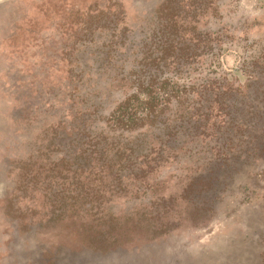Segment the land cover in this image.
I'll return each instance as SVG.
<instances>
[{
  "label": "rangeland",
  "instance_id": "1",
  "mask_svg": "<svg viewBox=\"0 0 264 264\" xmlns=\"http://www.w3.org/2000/svg\"><path fill=\"white\" fill-rule=\"evenodd\" d=\"M162 1L0 0V264H261L264 157L236 163L232 155L253 142L239 144L216 112L208 118L198 92L170 104L157 127L105 130L100 115L133 91L135 59ZM198 21L235 45L213 50L221 74L264 55V0H220ZM113 41L123 49L100 66ZM102 129L104 152L78 156L90 166L74 173L73 155ZM199 176L211 184L202 193L189 187ZM85 181L103 188L102 208L124 231L99 241L90 228L97 216L62 207L58 189L77 195Z\"/></svg>",
  "mask_w": 264,
  "mask_h": 264
},
{
  "label": "trees",
  "instance_id": "2",
  "mask_svg": "<svg viewBox=\"0 0 264 264\" xmlns=\"http://www.w3.org/2000/svg\"><path fill=\"white\" fill-rule=\"evenodd\" d=\"M219 1L163 0L159 4L152 16L155 25L151 35L141 44L140 56L135 59L137 67L131 76L133 91L108 115H100L106 123L105 130H119L123 133L147 126L157 127L170 104H185L195 99L194 94L198 92L209 109L208 118L216 112L215 117L220 120L216 122L218 126L226 124L240 135L237 138L239 144L253 142L245 155H232L236 163L247 161L244 160L246 156L264 157V55L252 60L246 59L243 69L220 73L216 63L218 57H213V50L221 54L235 45L220 43L210 32L202 31L198 26L199 18L213 10ZM106 46L105 55L99 59L100 66L112 64L123 49L124 42L113 41ZM211 54L215 59L207 64V68L194 66L197 60ZM241 78L246 79L245 91L240 89ZM92 113L82 117L81 137L90 135L88 121ZM101 131V135L93 136L79 149L78 154L73 155L72 163H80L74 173L87 172L90 166L87 156H83L86 159L82 162L78 156L88 151L104 152L107 139L103 135L104 129ZM92 153L88 154L91 156ZM208 182L206 176H199L193 179L189 187L192 191L202 193L210 187ZM121 189L118 186L114 190ZM58 193H64L63 208L79 206L84 214L97 216V225L90 228L100 234L99 241L111 236L112 232L124 231L122 223L115 225L111 222L114 214L102 208L104 190L99 184L91 186L85 181L77 195L66 192L65 186L60 187ZM134 214L143 216L139 211ZM106 221L109 222V229H104ZM261 264H264V253Z\"/></svg>",
  "mask_w": 264,
  "mask_h": 264
}]
</instances>
